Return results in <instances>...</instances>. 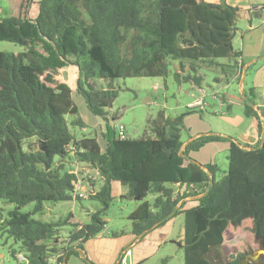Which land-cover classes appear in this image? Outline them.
Returning a JSON list of instances; mask_svg holds the SVG:
<instances>
[{
	"label": "trees",
	"instance_id": "obj_1",
	"mask_svg": "<svg viewBox=\"0 0 264 264\" xmlns=\"http://www.w3.org/2000/svg\"><path fill=\"white\" fill-rule=\"evenodd\" d=\"M2 1L8 16L0 20V42L24 50L0 52V199L16 206L1 219L0 238L7 234L19 243L27 264H66L70 248L102 235L113 182L127 187L128 197L138 202L128 217L132 234L165 222L181 200L211 187L200 165L213 175L210 192L173 214L183 216V264H238L261 249L260 241L264 246V146L247 151L232 139L209 135L181 151L185 118L195 113L203 117L202 109L189 107L172 118L160 112L143 137L121 140L112 123L116 118L108 113L118 79H165L172 69L179 87L188 85L203 96L206 71H221L224 78H214L218 86L230 83L229 73L239 84L244 62L233 45L239 7L226 0ZM69 67L76 69L75 87L64 78ZM102 82L106 87H100ZM74 92L103 122L104 147L97 136L73 133V128L85 127L75 117ZM240 100L257 139L249 146L256 147L263 121ZM260 111L264 116V107ZM213 142L229 144L224 174L215 163L201 164L190 155ZM98 179L104 185L96 192ZM79 180L86 185L84 193L104 205L89 214V223L72 215L63 224L33 218L44 212L45 202L84 199L77 192ZM177 185L184 192L175 194ZM149 195L155 196L153 202ZM31 203V213L20 212ZM64 224L72 227L66 237L60 233ZM242 234L248 238L238 250H226L227 239ZM71 254L78 255L67 257ZM10 255L15 258L16 250L10 249Z\"/></svg>",
	"mask_w": 264,
	"mask_h": 264
},
{
	"label": "rangeland",
	"instance_id": "obj_2",
	"mask_svg": "<svg viewBox=\"0 0 264 264\" xmlns=\"http://www.w3.org/2000/svg\"><path fill=\"white\" fill-rule=\"evenodd\" d=\"M226 2L232 6L239 7L240 9L236 20L237 30L233 41L235 49L241 48L243 37L246 38L252 28L254 30L251 31L253 32L251 33V36H261V34L264 36V21L252 13L259 12L262 9L259 3L264 2V0H226ZM254 5L255 7H253ZM258 6L260 7L259 10L256 9ZM0 8V20H2L8 16L7 3L0 0ZM23 50L24 48L18 44L0 42V52L20 53ZM246 63L247 61L245 60L244 64ZM263 68L264 59L258 58L255 64H253V66L245 72V77L248 75V79L247 81L244 80V86L245 83L249 84L250 78H253L254 81L261 77V71ZM206 74L207 78L205 84L203 85V89L205 90L204 96L197 91L190 90L188 85L179 87L174 82L172 69H170L169 75L165 79L130 77L114 81L113 90L116 92V98L113 100L111 108L108 109V113L110 116L116 118L112 121L116 133L117 128L122 125L131 137L141 138L148 132V122L156 119L160 112H164L167 117H175L186 110L188 103H190L189 101L194 102L197 97H202L206 104V110L203 112V115L204 117L213 120L216 124L214 129L218 128L220 130H224L223 132L226 133L224 135L233 137V140L238 144L244 146L246 144L252 145L253 140L249 138L247 134L250 121L244 116H241L242 113L238 107L233 105L231 108L233 112H231L228 116L230 120H233V117L239 113L241 122L236 124L238 126L232 125L227 127L220 121V119H223L224 117L222 114L227 112V108L221 107L219 100H224L225 102H236V100L240 101L241 98L239 84L235 80L233 73L228 74L230 83L227 84L224 81L220 84V86L214 83V78H224L221 71H206ZM70 80L72 81V85L75 87L76 75H72ZM100 87H106L105 83H100ZM245 93L250 99L246 90ZM73 101L78 108V115L75 117L80 118L85 124L84 128H73V133H75L77 137L97 136L99 143L102 147H104V141L102 138L104 129L101 130L103 122L87 109L82 95L78 92L73 93ZM192 121L193 118L188 121L185 125V129L181 133V138L184 143L188 141L189 125ZM99 124H101V127H98ZM223 132L218 133L223 134ZM201 159L204 160V155L201 156ZM196 161L201 163L198 160ZM212 161L218 166L219 174L227 172L228 161L226 152H219ZM103 185L104 182L98 179L94 186L95 191L98 192L101 190ZM121 188L122 193L119 195L115 194V188H111V202H109V207L104 217L106 226L111 229L112 233L116 232V229H121L120 227L117 228V225H124L126 228H130L131 222L125 216H127L128 213H130L129 211L133 210L138 203L134 200L132 201V199L128 197L127 187L121 186ZM34 206V203L28 204L23 207L20 212L31 213ZM15 209L16 206L14 204L0 199V228L2 222L1 219L6 220L8 218V214ZM101 209H104L103 203L96 198H90L89 193L85 192V197L81 200H71L59 203L45 202L44 212L42 214H35L33 218L42 222L63 224L64 221L72 215L76 221L89 223L90 218L88 212L90 211L94 213L100 211ZM71 228L72 227L70 225H62L60 228L61 235L66 237ZM182 230L183 219L180 217L176 222L173 238L177 239L180 237V232ZM244 238L247 239V235L242 234L237 237L227 239L225 244L226 250L229 252L238 250L241 240ZM4 241H6L5 244ZM169 248L174 247H172L169 243L163 245L160 250V255L170 253L167 251ZM10 249L16 250L17 255L15 258L10 255ZM19 255L25 256V254L21 251L19 243H15L14 240L9 238L7 234H5L2 239L0 238V264H27L26 262H20L18 260ZM171 255L172 256H170V258L162 264H183V249H174V252ZM164 257L166 256H163L161 259H164ZM157 262L161 264L158 257L152 259L150 262L148 261L147 264H157Z\"/></svg>",
	"mask_w": 264,
	"mask_h": 264
},
{
	"label": "crops",
	"instance_id": "obj_3",
	"mask_svg": "<svg viewBox=\"0 0 264 264\" xmlns=\"http://www.w3.org/2000/svg\"><path fill=\"white\" fill-rule=\"evenodd\" d=\"M35 2H38L40 0H33ZM212 3H218L219 0H208ZM262 7V11H259V18H261L264 21V2L259 3ZM255 7V5L253 6ZM260 9V7L258 6ZM1 9V8H0ZM253 10V9H252ZM254 29L252 28L251 31ZM249 33L247 37H243L241 48L237 49L242 52V58L243 62L245 60L247 61L246 64L243 65V68L246 67V71H248L253 64L260 59H264V36H251L253 32ZM72 75H76V69L74 67H69L66 69L65 72V79L72 85V81L70 80V77ZM248 75H246L245 80L247 81ZM240 83V82H239ZM248 89V91H247ZM253 89V90H251ZM244 90H246L248 96L253 100V103L258 106L260 109L264 107V68L261 71V77H259L257 80L253 81V78H250L249 84L245 83ZM199 100V99H195ZM194 101V102H195ZM188 106L194 102L189 101ZM221 107L227 108V114L223 113L224 116L223 119L221 118L220 121L223 123V125H226L227 127L230 126H238L236 125L238 122H241V118L239 117V113L233 117V120H230L228 117L232 111V106L235 105L239 108L241 111V116H245V108L241 102V100H236V102L230 101L225 102L224 100H219ZM203 112L206 110V108L202 109ZM202 112V115L204 114ZM201 114V113H200ZM199 113L192 114L185 118L184 124L186 125L188 121L193 118V121L189 125V135L190 139L193 136H196L201 133H213L215 135H219L222 137L227 138L228 136L224 135V130H220L218 128L214 129L215 123L212 119H209L207 117H201ZM248 119V118H247ZM250 121V119H248ZM98 127H101V124L98 125ZM101 130H103V125L101 127ZM218 132H223V134H220ZM247 134L249 138L253 140V142L256 139L255 133L251 129V121L250 126L247 130ZM228 135V134H227ZM232 136V135H230ZM233 140V137H230ZM188 137V141L185 144H188L190 141ZM244 146V145H243ZM186 147V146H185ZM245 147H249L248 144L245 145ZM252 147V146H250ZM184 149V148H183ZM229 144L227 142H213L207 144L205 147H203L199 152H192L190 155L200 161L202 164H208L213 162V158L219 153V152H228ZM204 155V160L201 159V156ZM93 173H91L90 177H94ZM86 185H83V188L85 189ZM111 188H115L116 195H119L122 193L121 184L117 182H113L111 184ZM173 191L175 194H179L180 192H184V186H174ZM193 197H187L183 200H181L178 205L177 209L181 205H185L183 208H188L191 206V203L193 201H196L192 199ZM155 199V196L149 195L147 197V200L150 202H153ZM133 201V199H132ZM135 201V200H134ZM137 202V201H135ZM137 204L135 208L128 213L127 216H125L127 219L129 215L136 209ZM91 212L89 211L88 214ZM183 216L179 215L176 217H171L170 219L166 220L165 222H162L155 227H153L151 230H148L143 235H134L131 232V224L130 228H126V226L117 225V228L120 227L121 229H116V232L111 231L106 226V232H104L102 235H99L93 239L88 240L87 242L82 244V247H76L79 250L83 251L86 254L87 260L90 261L93 264H147V262L152 261V259L158 257L161 264L165 262L167 259L172 256L174 249H183L182 242H183V230L180 232V237L177 239L173 238L174 232H175V226L177 220ZM114 234V235H113ZM173 238V239H172ZM169 243L174 248H169L167 251L170 253H165L166 255H160V250L163 245H166ZM74 248V247H73ZM126 252H130V254L126 257L125 263L122 262L123 256L126 254ZM78 255L71 254L66 259V264H87L85 262L81 255L76 252ZM164 257V259H161ZM158 260V259H157ZM157 264H159L157 262Z\"/></svg>",
	"mask_w": 264,
	"mask_h": 264
},
{
	"label": "water",
	"instance_id": "obj_4",
	"mask_svg": "<svg viewBox=\"0 0 264 264\" xmlns=\"http://www.w3.org/2000/svg\"><path fill=\"white\" fill-rule=\"evenodd\" d=\"M245 72H246V67L243 68L242 76H241L240 83H239V88H240V92H241V98L246 102V104H247L249 107L253 108V109H254L255 111H257V112L259 113V115L261 116V119H262V121H263V137H262V140H261L260 144H259L258 146H256V147H250V146H249V147H245V146H243V145H241V144H238L236 141H234V140H233V141H234L236 144H238V146H240L241 148H243V149H245V150H247V151H256V150H259V149L263 148V146H264V116H263L262 112L260 111V108H259L258 106H256V105H255V104H254V103H253V102L247 97V95H246V93H245V90H244ZM209 135H215V134H213V133H208V134H206V133H201V134H198V135H196V136L191 137L189 143L192 142L193 140L199 138V137L209 136ZM227 138L231 139L230 137H227ZM189 143H188V144H189ZM188 144H185V143H184V144H183V147L181 148V151H182L183 148H185V146H187ZM180 155H181L182 157H184V158H187V159H190L191 161H193V159L189 158V156L183 155L182 153H180ZM200 167H201L204 171H206V172L209 174V176H210V182H211V187H212V186H213V183H214L212 173H210L209 170H208L204 165H200ZM211 187H210L209 189H207L205 193H203V194H201V195H199V196L193 197L192 199H194V200H198V199H201V198L205 197V196L208 195V193L210 192ZM136 200H139V199H136ZM176 210H177V206L175 207L174 211H173V212H172V213H171V214H170V215H169L164 221L170 219V218L173 216V214L175 213ZM146 232H147V231H146ZM146 232H144V233H146ZM144 233H142L141 235H143ZM141 235H140V236H141ZM259 245H260V247H261L260 250H258L255 254H249V255H247V256L245 257V259L240 260L238 264H249V260L254 261V262H256V263L259 264V262H260V257H261L262 255H264V246H263V244H262V241L259 242ZM70 252H78V253L81 255L82 259H83L85 262H87V264H93V263H91L90 261L87 260L86 254H85L83 251L79 250L78 248H76V247H74V248H70V249L68 250V252H67V255H68ZM67 255H66L65 261H66V259H67ZM226 264H228V262H226Z\"/></svg>",
	"mask_w": 264,
	"mask_h": 264
},
{
	"label": "built area",
	"instance_id": "obj_5",
	"mask_svg": "<svg viewBox=\"0 0 264 264\" xmlns=\"http://www.w3.org/2000/svg\"><path fill=\"white\" fill-rule=\"evenodd\" d=\"M206 104L202 101V100H197L194 103L190 104L188 107L189 108H193V109H203L205 108ZM117 137L120 138L121 140L123 139H127L129 137H131L126 131L124 126L120 125L117 128ZM83 182L81 180L78 181L76 188H77V192L79 193V196L84 198L85 197V193H84V188H83ZM106 232V231H105ZM130 254V252H126V254L123 256L122 262L125 263V259L126 257ZM18 260L20 262H26V259L23 255H19L18 256ZM27 263V262H26Z\"/></svg>",
	"mask_w": 264,
	"mask_h": 264
}]
</instances>
